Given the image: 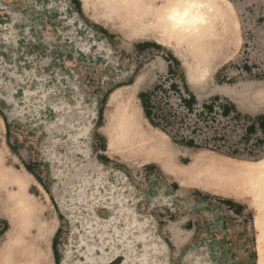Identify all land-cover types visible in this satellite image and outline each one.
Instances as JSON below:
<instances>
[{"label": "rangeland", "instance_id": "obj_1", "mask_svg": "<svg viewBox=\"0 0 264 264\" xmlns=\"http://www.w3.org/2000/svg\"><path fill=\"white\" fill-rule=\"evenodd\" d=\"M114 1L0 0V264H56L55 239L59 264H108L123 227L147 247L123 264H264V0H215V36L195 52L152 30L150 0ZM64 111L69 149L90 154H63L74 224L47 165ZM122 196L127 222L110 207Z\"/></svg>", "mask_w": 264, "mask_h": 264}, {"label": "water", "instance_id": "obj_2", "mask_svg": "<svg viewBox=\"0 0 264 264\" xmlns=\"http://www.w3.org/2000/svg\"><path fill=\"white\" fill-rule=\"evenodd\" d=\"M11 100H9L7 102L8 103L16 102L15 99H13L12 101ZM15 105H16V108L20 110V106H18L17 104H15ZM64 117L66 118V120L72 121L70 114H69V111L68 112L64 111L63 114H60V116L58 118L57 117L55 118V120H54L55 122L52 123L51 126H49L50 129L49 130L47 129L48 139L51 143L49 145V150H54V152H55L54 157L57 156L61 159L60 161L57 160L58 158H56L54 161L47 160V165L49 167V174L52 178V186L54 189L53 196H52L53 200L58 205L59 212L63 213L67 217V219L70 221L71 224H74L75 221L77 222V220H76L77 218H75V216L72 215V212L74 210V206H73L74 201H73L72 197L70 199H67L65 197L66 191H65L64 187L61 188L62 184L59 182L58 177H59L60 173H66L67 175H70L71 172H74V171L77 172V168L75 166L77 162H74V160L72 161V160L64 159L65 155H70V154H77L78 155V154H80L79 156H82L85 160H88V162H89L90 154H89V151H88L89 155H85V154H82V152L80 150L79 151H76V150L71 151L69 149V147L75 148L74 146H76V148H77V145L74 144V141H72V138L70 137L71 131L73 130V128H68L66 126L65 122H67V121L64 122ZM95 117H96V113L94 112V115L91 118L89 117L90 120L87 122V124H90V130L92 127V121H93V119H95ZM59 118H62L63 122H62V120L60 121ZM90 130H89L88 134L90 133ZM86 139H89V138H86ZM82 141H83V139H82ZM69 142H72V145L71 144L69 145ZM86 146H87V144H86ZM63 154H64V156H63ZM71 158L75 159L77 157L72 156ZM74 180H77V179L74 178L73 181ZM77 181L80 182V185L76 186L77 191L79 192L78 193L79 195L81 194V192H83V190L86 191L87 189L92 187L90 177L83 178V181H82V179H78ZM110 188H111L110 190L112 192L114 190L113 186H111ZM123 201H127V197L122 196V197H119V199L118 198L117 199L112 198L111 202H110V204L112 206H110V207L113 209L112 210L113 215L114 216L117 215L116 217H119V219H121L123 213H126V222H127V219L129 217L128 212L132 216L131 211H129L130 209H127V207H125L122 209V211H120V212L117 211L119 209L118 206L125 203ZM115 205L117 206L118 209L114 208ZM88 210L89 209L87 208L86 211H88ZM88 217L93 218L94 216L90 215ZM115 223H116V221H115ZM114 228H117V227H114ZM117 229L122 234L121 238H120V239H122V242L119 240V238H117L115 236V241H114L115 242V249H112V250L114 253H116V255L114 257V260L108 264H123L124 260H122V259H125V261L137 259L136 255L140 251H143L142 257H144L146 255L145 250L147 249V247H145V246L139 247L136 244L138 242L143 243L142 239L130 240L128 238L129 234H126L128 229H126L125 227L122 228L123 231H122V229L121 230L119 228H117ZM158 241H160V239H158ZM121 243H123L121 246V250H118L116 246H118ZM159 246L166 248V246L163 243ZM110 247L112 248V246H110ZM163 250L161 252H157V251H150V252H152V254H154L155 257H158L159 255H166L167 254V248H166V251H164V253H163ZM130 255L133 256V258H131ZM120 257L122 259H120ZM146 257H150V256H146ZM151 257H154V256H151ZM139 259H141V258H139ZM168 260L169 259L167 257H165V260H163V261L164 262L166 261L168 264ZM149 261L152 262L151 264H153V262H154L153 259L152 260L149 259ZM160 261H162V260H160Z\"/></svg>", "mask_w": 264, "mask_h": 264}, {"label": "bare ground", "instance_id": "obj_3", "mask_svg": "<svg viewBox=\"0 0 264 264\" xmlns=\"http://www.w3.org/2000/svg\"><path fill=\"white\" fill-rule=\"evenodd\" d=\"M117 1L119 0H115L114 3L116 4ZM214 1L215 0H166L161 2L159 0H150L148 1L150 3L148 6L153 11L149 15L150 19H148V25H151L153 31L156 29L165 32L166 35L170 34L177 39H181L183 44L180 43L185 48L189 50L192 49L194 52L196 50L200 51L201 48L203 49L205 46H210L209 38L211 35L215 36L216 33V23L213 21L219 15ZM115 13L116 12H113V14ZM121 112L122 111L119 109L115 112L117 117L120 116L117 119L120 126L124 125L126 122L125 114L123 115ZM116 139L118 140L116 142L119 144H121V142L124 144L126 143L125 137L119 136L115 137V140ZM262 169L263 170L258 172L257 181L254 180V183L258 185V197L260 201H258V204L261 208L262 216L264 217V167ZM245 170H247V167H242L241 173L244 177ZM250 183H253V179Z\"/></svg>", "mask_w": 264, "mask_h": 264}, {"label": "trees", "instance_id": "obj_4", "mask_svg": "<svg viewBox=\"0 0 264 264\" xmlns=\"http://www.w3.org/2000/svg\"><path fill=\"white\" fill-rule=\"evenodd\" d=\"M142 45H140V46H142ZM138 46H139V44H138ZM145 113L149 117L150 113L147 111V108L145 109ZM52 250H53V255H54L56 264H59V254H58L57 240L56 239L52 242Z\"/></svg>", "mask_w": 264, "mask_h": 264}]
</instances>
